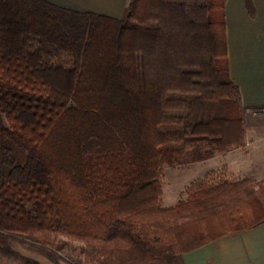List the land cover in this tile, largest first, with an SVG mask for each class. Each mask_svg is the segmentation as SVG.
<instances>
[{
  "label": "trees",
  "instance_id": "obj_1",
  "mask_svg": "<svg viewBox=\"0 0 264 264\" xmlns=\"http://www.w3.org/2000/svg\"><path fill=\"white\" fill-rule=\"evenodd\" d=\"M226 1L132 0L113 19L0 0V255L58 263L66 238L85 264H166L264 223L251 178L161 207L163 168L245 145Z\"/></svg>",
  "mask_w": 264,
  "mask_h": 264
},
{
  "label": "crops",
  "instance_id": "obj_2",
  "mask_svg": "<svg viewBox=\"0 0 264 264\" xmlns=\"http://www.w3.org/2000/svg\"><path fill=\"white\" fill-rule=\"evenodd\" d=\"M62 9L121 19L132 0H44ZM227 0L224 8L229 73L239 88L242 107H264V0ZM264 141V139H262ZM2 152L0 149V169ZM15 250L40 264H56L47 257ZM59 264H70L59 262ZM166 264H264V223L234 233L183 254Z\"/></svg>",
  "mask_w": 264,
  "mask_h": 264
},
{
  "label": "rangeland",
  "instance_id": "obj_3",
  "mask_svg": "<svg viewBox=\"0 0 264 264\" xmlns=\"http://www.w3.org/2000/svg\"><path fill=\"white\" fill-rule=\"evenodd\" d=\"M243 117L246 129L243 148L235 149L227 155L216 156L207 162L162 169L160 175L163 190L162 208H173L182 201H188L192 187L198 182L216 186L225 181L238 182L251 178L256 186L264 183V141H262L264 139V115H252L244 110ZM61 241L66 242L67 245L60 252L59 262L85 264L84 255L80 252L82 244L72 243L66 238H61ZM15 248L42 255L20 242L15 244ZM73 249L76 251L74 252ZM0 264L21 263L0 255Z\"/></svg>",
  "mask_w": 264,
  "mask_h": 264
},
{
  "label": "built area",
  "instance_id": "obj_4",
  "mask_svg": "<svg viewBox=\"0 0 264 264\" xmlns=\"http://www.w3.org/2000/svg\"><path fill=\"white\" fill-rule=\"evenodd\" d=\"M252 115H264V107L262 108H251L247 110Z\"/></svg>",
  "mask_w": 264,
  "mask_h": 264
}]
</instances>
